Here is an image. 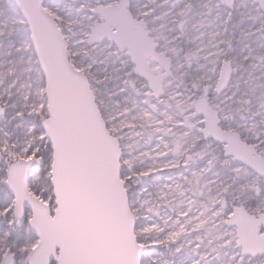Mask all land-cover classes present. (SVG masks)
Returning a JSON list of instances; mask_svg holds the SVG:
<instances>
[{"label": "snow or ice", "instance_id": "1", "mask_svg": "<svg viewBox=\"0 0 264 264\" xmlns=\"http://www.w3.org/2000/svg\"><path fill=\"white\" fill-rule=\"evenodd\" d=\"M0 264H264V0H0Z\"/></svg>", "mask_w": 264, "mask_h": 264}]
</instances>
